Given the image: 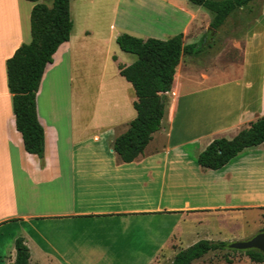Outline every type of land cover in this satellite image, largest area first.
Segmentation results:
<instances>
[{
	"label": "crops",
	"instance_id": "1",
	"mask_svg": "<svg viewBox=\"0 0 264 264\" xmlns=\"http://www.w3.org/2000/svg\"><path fill=\"white\" fill-rule=\"evenodd\" d=\"M37 3L52 7L54 0ZM35 5L0 0V264L14 263L18 238L30 264H172L201 241L249 238L233 226L264 216V144L219 170L198 158L215 139H234L264 117V0L235 11L218 31L243 27L239 65L200 72L193 59L210 56L217 36L200 57L183 58L161 129L130 163L113 149L137 118L136 92L119 66L138 58L117 38L183 34L184 45H194L210 30L211 15L187 0H72L70 40L36 97L45 132L40 158L26 151L17 129L7 69L32 41ZM87 81L99 83L95 105L78 103Z\"/></svg>",
	"mask_w": 264,
	"mask_h": 264
},
{
	"label": "trees",
	"instance_id": "2",
	"mask_svg": "<svg viewBox=\"0 0 264 264\" xmlns=\"http://www.w3.org/2000/svg\"><path fill=\"white\" fill-rule=\"evenodd\" d=\"M35 2L31 16L32 41L22 45L8 60L9 89L13 95L14 113L18 131L29 154L43 158L45 132L37 118L36 97L49 64L59 47L68 42L73 30L70 5L72 0H54L53 6ZM194 7H201L212 17L210 30L203 40L185 46L183 34L169 40L140 39L129 34L120 35L117 44L123 52L134 54L137 61L129 67L119 66L120 74L132 84L137 101L134 108L137 118L129 129L119 136L114 151L125 163L136 160L149 145L153 134L162 127L169 108L166 96L171 91L177 67L184 57H200L208 49L226 20L237 10L246 8L256 0H187ZM116 60V57H115ZM264 144V117L234 139H215L198 158L201 167L219 170L245 150ZM226 242L201 241L180 251L172 264H193L203 256L228 250ZM16 258L13 264H30L31 254L24 239L16 240ZM248 256L252 263L264 264V254L251 250L239 252Z\"/></svg>",
	"mask_w": 264,
	"mask_h": 264
},
{
	"label": "rangeland",
	"instance_id": "3",
	"mask_svg": "<svg viewBox=\"0 0 264 264\" xmlns=\"http://www.w3.org/2000/svg\"><path fill=\"white\" fill-rule=\"evenodd\" d=\"M247 24V22H242V25ZM243 27H241L239 30H227L222 31L216 38L214 43V48L210 54V56H202L197 59H193V61L201 66L200 72L203 71H211L210 69H221L223 67L230 68V64L234 63L236 65H239L241 63L242 54H241V37L244 35ZM235 40L236 42L233 43L228 42V40ZM135 57L134 55H127ZM213 57L214 62L207 65L206 61L207 58ZM209 68V70L207 69ZM83 88H85V95L80 100L78 98V103H81L83 105H95L98 103V98L96 97V92L99 87V83L96 81H87L83 82ZM85 86V87H84ZM240 224H237L236 226H233V229L237 231L238 234H248L249 238L245 239L248 240L258 233H260L262 228L260 226L264 223V216H257V215H251L246 216L243 219L239 220ZM237 241H243V240H237ZM250 259L248 256L242 254V253H234L229 251H217L214 253H209L206 255L202 260L197 261V263L194 264H244V262H247L246 260ZM252 263V262H251ZM255 264V263H252Z\"/></svg>",
	"mask_w": 264,
	"mask_h": 264
},
{
	"label": "water",
	"instance_id": "4",
	"mask_svg": "<svg viewBox=\"0 0 264 264\" xmlns=\"http://www.w3.org/2000/svg\"><path fill=\"white\" fill-rule=\"evenodd\" d=\"M227 248L228 250L238 252L255 250L264 254V231H261L248 240L230 242L228 243Z\"/></svg>",
	"mask_w": 264,
	"mask_h": 264
}]
</instances>
